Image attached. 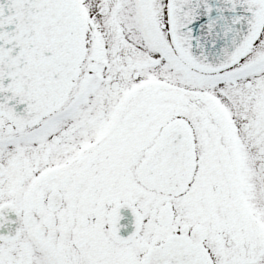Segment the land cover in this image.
Segmentation results:
<instances>
[{
  "label": "snow or ice",
  "instance_id": "snow-or-ice-1",
  "mask_svg": "<svg viewBox=\"0 0 264 264\" xmlns=\"http://www.w3.org/2000/svg\"><path fill=\"white\" fill-rule=\"evenodd\" d=\"M0 264H264V0H0Z\"/></svg>",
  "mask_w": 264,
  "mask_h": 264
}]
</instances>
